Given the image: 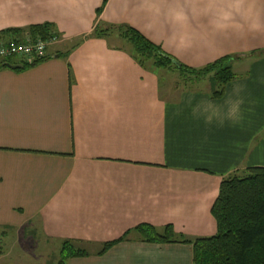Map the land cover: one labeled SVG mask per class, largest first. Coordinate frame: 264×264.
<instances>
[{
  "label": "crops",
  "instance_id": "1",
  "mask_svg": "<svg viewBox=\"0 0 264 264\" xmlns=\"http://www.w3.org/2000/svg\"><path fill=\"white\" fill-rule=\"evenodd\" d=\"M256 5L264 19V0ZM101 7L0 0V46L36 25L58 37L45 60L0 66V239L22 245L37 234L59 246L38 264H57L65 242L88 253L66 264H193L183 241L217 234L223 180L264 168V29L218 31L194 0H109L98 15ZM122 25L191 68L238 56V78L220 99L203 84L164 94L159 70L130 55ZM140 225L171 226L180 242H144ZM11 255L0 253V264H32Z\"/></svg>",
  "mask_w": 264,
  "mask_h": 264
},
{
  "label": "trees",
  "instance_id": "2",
  "mask_svg": "<svg viewBox=\"0 0 264 264\" xmlns=\"http://www.w3.org/2000/svg\"><path fill=\"white\" fill-rule=\"evenodd\" d=\"M108 1L102 0L98 15ZM117 31L130 46V55L142 68L177 69L186 88L198 87L206 81L213 99L222 98L227 88L238 78L233 67L235 60L240 58L238 56H226L205 67L191 68L167 54L161 46L149 41L136 29L122 25L117 27ZM14 32L18 35L28 34L26 39L17 40L16 43H24L27 39L47 40L57 36L51 24L36 25ZM94 35L102 36L103 32L95 31ZM260 54L263 53L253 52L250 55ZM10 63L11 61H1L0 66L5 68ZM212 214L217 223L215 236L183 241L193 245V264H264V168H250L225 178ZM135 230L140 239L147 243L180 242L171 226L164 233H159L151 225H140ZM122 240L124 237L105 244L99 254L105 253ZM84 256H88L86 251L73 243L65 242L57 264H66L69 259Z\"/></svg>",
  "mask_w": 264,
  "mask_h": 264
},
{
  "label": "clouds",
  "instance_id": "3",
  "mask_svg": "<svg viewBox=\"0 0 264 264\" xmlns=\"http://www.w3.org/2000/svg\"><path fill=\"white\" fill-rule=\"evenodd\" d=\"M194 2L203 8L209 18V24L218 31L264 29V19L257 15L256 0H194Z\"/></svg>",
  "mask_w": 264,
  "mask_h": 264
},
{
  "label": "rangeland",
  "instance_id": "4",
  "mask_svg": "<svg viewBox=\"0 0 264 264\" xmlns=\"http://www.w3.org/2000/svg\"><path fill=\"white\" fill-rule=\"evenodd\" d=\"M160 80H161V90L165 94L167 93V88H178L184 89V81L180 76V71L177 69H160ZM207 88L208 82L203 81L202 83ZM198 88H201L199 86ZM40 235V234H39ZM34 235L33 237L27 238L23 241L22 245L13 244L11 242V238H2L0 239V253H5V255L12 254L11 257L21 255L25 256L26 259H22V261H29L32 264H38L42 262L44 257H48V260H52L58 258L59 255V246L57 244H45V240L40 236ZM11 242V243H10ZM16 246V247H14ZM21 246V248H20ZM9 258V259H8ZM9 261L12 258L8 257ZM29 258V259H28ZM44 259L43 262H45Z\"/></svg>",
  "mask_w": 264,
  "mask_h": 264
},
{
  "label": "built area",
  "instance_id": "5",
  "mask_svg": "<svg viewBox=\"0 0 264 264\" xmlns=\"http://www.w3.org/2000/svg\"><path fill=\"white\" fill-rule=\"evenodd\" d=\"M58 40L57 36L51 39H27L24 43L12 42L0 46V61L20 60L22 65H35L47 58L49 47Z\"/></svg>",
  "mask_w": 264,
  "mask_h": 264
},
{
  "label": "water",
  "instance_id": "6",
  "mask_svg": "<svg viewBox=\"0 0 264 264\" xmlns=\"http://www.w3.org/2000/svg\"><path fill=\"white\" fill-rule=\"evenodd\" d=\"M7 67L12 69V70H21V69L25 68V66L22 64H18V65L7 64Z\"/></svg>",
  "mask_w": 264,
  "mask_h": 264
}]
</instances>
